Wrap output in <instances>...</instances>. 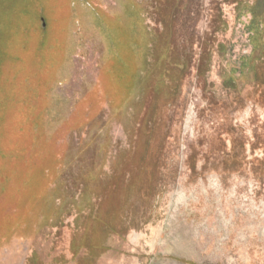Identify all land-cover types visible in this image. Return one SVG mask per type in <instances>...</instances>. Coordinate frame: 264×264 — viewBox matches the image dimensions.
<instances>
[{
    "label": "rangeland",
    "instance_id": "374dc122",
    "mask_svg": "<svg viewBox=\"0 0 264 264\" xmlns=\"http://www.w3.org/2000/svg\"><path fill=\"white\" fill-rule=\"evenodd\" d=\"M88 1L105 15L84 0L71 10L68 0H5L12 24L6 51L20 52L16 63L0 67V193L14 191L0 194V264H264V85L257 84L264 67L256 63L264 52V0H182L176 35L192 46L194 62L178 98L154 111L156 142L145 138L136 155L127 152L142 87L115 106L100 84L115 19L135 26L132 0ZM43 20L54 42L65 36L63 54L46 72L54 79L45 89L44 143L61 154L75 143L87 146L95 163L89 185L103 192L100 205L93 193L74 191L67 173L77 162L68 165L55 205L59 191L39 178ZM16 70L21 77H12ZM99 111L103 126L88 130ZM102 168L116 176H100L110 181L98 186ZM124 171L134 173L130 184ZM92 208L100 223L88 219Z\"/></svg>",
    "mask_w": 264,
    "mask_h": 264
},
{
    "label": "trees",
    "instance_id": "16d2710c",
    "mask_svg": "<svg viewBox=\"0 0 264 264\" xmlns=\"http://www.w3.org/2000/svg\"><path fill=\"white\" fill-rule=\"evenodd\" d=\"M74 1L68 0L67 5L70 10L75 6ZM84 1L98 15H105L104 12L95 8L88 0ZM131 3L134 11L133 15H135L136 19L135 26H132L130 30L126 29L122 23H119L115 19L110 30V39L114 51L111 60L100 65V84L104 91L103 98L106 103L109 102L108 98L111 97L114 103L113 105L115 106H120L125 102L137 84L142 87V90L139 91L141 92L138 96L139 100L135 104L137 108L135 112L137 126V129H135L136 138L133 142V147L127 152L128 155H136V152L140 150V146L145 144V138L148 140L151 139L152 143L154 141L156 142L154 130L156 127L153 128L151 126V123L154 124L156 120V117L154 118V111L157 112L158 108L164 109L166 106L170 107L174 100L178 98L181 85L191 70L194 60L192 46L189 48L188 41L182 44L176 35L178 15L183 9L182 0H154L153 3H141L132 0ZM69 9L68 12H70ZM9 12L11 11L8 3L5 0H0V67L9 63L14 64L19 60L17 56V52H20L19 46L15 48L17 52L12 50L13 47L11 48V51L14 52L11 55H8L6 51L11 45L6 37L8 34L10 35L8 30L9 26L12 25L6 22L11 20V15H7ZM112 18L109 16L108 20L112 22ZM149 19L153 20V25L147 23ZM43 22L45 21L43 20ZM221 26V28H224V31L227 29L226 23H223ZM49 30L48 25L44 28L41 22L39 27V62L41 60L42 65L39 67V92L36 91L39 93V115L41 116L39 117L41 118L39 119L41 126L39 128V178L47 181L48 185H45L46 188H48L49 184L53 183L57 188L56 191H59L52 198L53 205H55L59 198L61 187L67 183L65 177L67 168L73 162H77L76 170L74 169L67 173L73 176L71 184L73 185L74 191H78L81 196L86 193H93L96 195V205L97 203L100 205L103 200V192L99 190L92 191L89 185L93 181L89 175L91 176L90 173L94 170L93 164L95 163H93V157H90L85 152L87 146L81 143H75L73 148L68 147L66 148V150L68 149L67 152L61 154L55 145L48 148L44 143L45 134L43 131L42 116L47 107V103L45 102V93L47 91L45 92V89L49 88V83L54 79L53 75L46 74L47 67L54 66V62L61 57L65 49V36L61 35L59 40L54 42ZM63 34L65 33L63 32ZM205 55L202 52L200 56L199 61L201 65L204 63V57L207 56ZM138 57L139 61L137 60ZM7 59L12 60V62L8 63ZM256 60H258L256 61L257 68L264 67V52ZM254 67L256 68V65ZM20 72L12 73V77L15 75L21 77ZM24 79L26 80V84L29 85L30 78L27 79L24 77ZM0 81H2V78ZM257 84L264 85L262 82ZM30 91L31 93L35 92V88L31 87ZM161 97L163 99L159 101ZM102 117L103 113L101 111L90 117L89 119L91 120H88L89 122L86 124L88 130L93 127L99 130L103 126ZM80 131L81 129L78 130V132ZM161 140L162 138L157 142V156L163 151V141ZM49 150L53 153L47 156L46 153ZM0 153L4 155L5 150L3 152L0 151ZM11 155L15 156L14 151H11ZM158 166L155 165V170H157ZM57 173L59 177H56ZM102 173L99 171L98 178H96V182L99 183L98 186L108 183V181L113 180L116 176V171L112 168L110 176ZM100 176L104 177V179L109 177L108 179L110 180H102ZM60 177L63 178V182L60 181ZM121 177L124 182L130 184L134 178V173L132 171H124ZM9 180L8 178L5 181L7 182ZM5 192L8 194L14 191L4 186L1 188L0 194L5 195ZM82 212V210L78 209L79 215H82ZM62 218L63 215L57 219V224L61 225ZM88 219H94L98 223L102 221L101 217L94 213L93 208Z\"/></svg>",
    "mask_w": 264,
    "mask_h": 264
},
{
    "label": "water",
    "instance_id": "95a60500",
    "mask_svg": "<svg viewBox=\"0 0 264 264\" xmlns=\"http://www.w3.org/2000/svg\"><path fill=\"white\" fill-rule=\"evenodd\" d=\"M43 26H44V28H45V26H46L45 22H43Z\"/></svg>",
    "mask_w": 264,
    "mask_h": 264
}]
</instances>
